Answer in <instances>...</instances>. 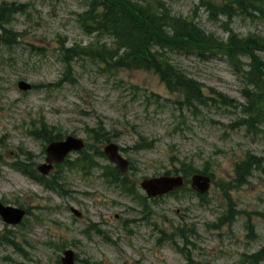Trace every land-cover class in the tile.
Instances as JSON below:
<instances>
[{
    "label": "rangeland",
    "instance_id": "obj_1",
    "mask_svg": "<svg viewBox=\"0 0 264 264\" xmlns=\"http://www.w3.org/2000/svg\"><path fill=\"white\" fill-rule=\"evenodd\" d=\"M163 1L173 14L194 19L204 31L220 38L226 39L231 29L238 36L258 35L264 40L263 19L237 15L226 21L223 16L211 15L202 3L220 0ZM259 1L264 4V0ZM3 2L20 4V8L23 5L25 11L2 16L6 24L0 26L7 33H19L17 40L9 34L8 45L0 44V201L23 206L28 214L22 225H6L0 219V236L5 234L14 241L0 244V264H59L65 248L74 251L77 264H187L177 249L157 242L160 229L173 232L171 224L178 222L195 228L186 253L199 264H239L241 254L264 248V162L263 168L255 169L248 183L238 189L212 184L204 201L195 196L148 200L152 211L147 222L131 211L135 204L129 196L106 184L99 167L88 170V174L79 168L61 167L58 171L63 188L69 191L63 196L12 170L10 163L21 151L33 154L34 167L44 161L41 140L29 134L31 128L39 126V120L57 126L64 135L83 137L92 147L90 152L106 144L89 140L86 132L101 120L110 141L126 149L121 153L136 167L132 172L137 181L166 172L181 174L184 161L196 168L207 163L217 182L228 181L235 161L249 155L264 157V128L260 126L258 131L236 126L243 115L242 105L249 99L243 96L246 85L243 77H238L241 72L233 68L232 72L221 55L209 60L196 57L194 52L169 53L167 57L201 82L206 93L209 87L226 93L236 100V107L199 105L193 113L186 106L180 110L176 101L182 95L169 92L155 74L141 70L110 74L90 61L75 63V83L63 82L55 90L42 88L37 95L29 92L22 96L15 90L18 78L31 84L58 80L63 66L54 56L57 51L53 52L60 42L85 45L110 43V38L81 31L76 13L85 9L83 0H0L1 14L8 8ZM260 56L264 57V52ZM241 58L247 68L249 61ZM142 137L152 144L131 150L129 147ZM77 156L74 153L69 159ZM97 159L102 165L107 163ZM230 202L239 211L232 224L213 226L228 211ZM72 206L81 211L82 220L74 218ZM89 222L97 223L103 233L84 232ZM247 222L254 224L256 240L246 237ZM154 228L159 230L151 232Z\"/></svg>",
    "mask_w": 264,
    "mask_h": 264
},
{
    "label": "trees",
    "instance_id": "obj_2",
    "mask_svg": "<svg viewBox=\"0 0 264 264\" xmlns=\"http://www.w3.org/2000/svg\"><path fill=\"white\" fill-rule=\"evenodd\" d=\"M100 6L104 7V11L100 14L99 18L96 19L97 16L94 12L96 8ZM142 11L143 9L140 5L124 0H90V11L85 14L84 19L85 21L93 22L100 31L109 32L120 40L121 47L119 46V48H123V52L119 55L116 62L118 66L125 68L135 66L155 70L160 74L163 80H168L166 74L172 75L174 73L172 71V66H167L169 65L167 62H171L169 58L166 57L164 61L163 58L161 60L156 59L154 55L149 54L144 50V45L147 42V39L151 37V34L156 33L158 36L164 35V30L158 25L159 23L161 25L174 24L175 19L170 17L168 20L164 21L162 16L158 21V17L154 13H144ZM171 14L174 15L172 12ZM1 19L2 15L0 14V20ZM189 26L190 24L181 20L180 29H176L181 32ZM198 30L201 31V34L198 33ZM191 32L195 36L185 31L181 34H177L175 43L173 44V53H197V50L201 46V44L197 42H203L205 39H208V36L203 37V32L205 31L195 22ZM169 35H176V33L170 30ZM107 47L112 51L115 50L113 49V45ZM194 48H196L195 51H193ZM112 51H107V53L110 56L116 57L114 53L117 52V50L115 52ZM85 53L91 55L96 53V51L85 50ZM251 56L255 58V55L252 54ZM165 66H167L166 70L162 71ZM184 90L186 92L185 102L187 104L193 105V100H196L199 105L204 103L205 100L194 82L185 86ZM256 101V94H252L248 105L255 107V115L264 116V112L255 105ZM241 122L249 126H253L254 124L253 121L248 119H242ZM87 160L91 161L90 159L84 158L83 162H86Z\"/></svg>",
    "mask_w": 264,
    "mask_h": 264
},
{
    "label": "water",
    "instance_id": "obj_3",
    "mask_svg": "<svg viewBox=\"0 0 264 264\" xmlns=\"http://www.w3.org/2000/svg\"><path fill=\"white\" fill-rule=\"evenodd\" d=\"M57 146H59V154L57 153L55 157L50 158L49 161H61L63 160L65 154L73 149H78L82 147V144L79 140H73V141H68V142H63V143H57ZM105 152L108 155L109 159L117 163L121 168H125V163L121 161L117 155V148L114 145H109L105 148ZM196 180V179H195ZM193 181V186L198 189V190H205L207 187L206 181H203L201 186H198L195 182ZM63 262L66 264H73L72 260V254L70 252L66 253V257L63 259Z\"/></svg>",
    "mask_w": 264,
    "mask_h": 264
},
{
    "label": "bare ground",
    "instance_id": "obj_4",
    "mask_svg": "<svg viewBox=\"0 0 264 264\" xmlns=\"http://www.w3.org/2000/svg\"><path fill=\"white\" fill-rule=\"evenodd\" d=\"M13 14V13H12ZM195 53V52H194ZM196 54V53H195Z\"/></svg>",
    "mask_w": 264,
    "mask_h": 264
}]
</instances>
